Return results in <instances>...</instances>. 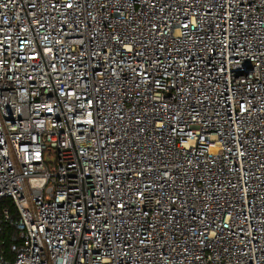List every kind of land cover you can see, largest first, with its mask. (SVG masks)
Segmentation results:
<instances>
[{
	"label": "built area",
	"instance_id": "built-area-1",
	"mask_svg": "<svg viewBox=\"0 0 264 264\" xmlns=\"http://www.w3.org/2000/svg\"><path fill=\"white\" fill-rule=\"evenodd\" d=\"M4 198L0 264H264V0H0Z\"/></svg>",
	"mask_w": 264,
	"mask_h": 264
},
{
	"label": "trees",
	"instance_id": "trees-1",
	"mask_svg": "<svg viewBox=\"0 0 264 264\" xmlns=\"http://www.w3.org/2000/svg\"><path fill=\"white\" fill-rule=\"evenodd\" d=\"M8 204V199L0 200V241H5L3 249L8 252V247L11 237L15 234L14 228L2 219V208ZM11 209L15 210L14 205L11 203Z\"/></svg>",
	"mask_w": 264,
	"mask_h": 264
},
{
	"label": "rangeland",
	"instance_id": "rangeland-1",
	"mask_svg": "<svg viewBox=\"0 0 264 264\" xmlns=\"http://www.w3.org/2000/svg\"><path fill=\"white\" fill-rule=\"evenodd\" d=\"M12 203V201H11V199H8V206L11 208V204ZM11 211H12V215H15L16 216V210H12L11 209ZM16 233H17V231H16ZM0 246H3V243H2V241H0ZM8 251H9V247H8Z\"/></svg>",
	"mask_w": 264,
	"mask_h": 264
}]
</instances>
